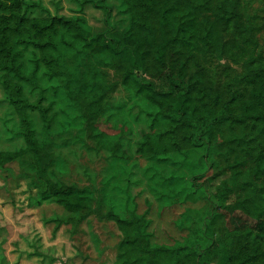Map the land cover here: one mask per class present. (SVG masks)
Here are the masks:
<instances>
[{"label": "trees", "instance_id": "16d2710c", "mask_svg": "<svg viewBox=\"0 0 264 264\" xmlns=\"http://www.w3.org/2000/svg\"><path fill=\"white\" fill-rule=\"evenodd\" d=\"M120 1L128 15L127 26L120 31L96 33L81 15L30 16L31 4L25 0H0V71L7 74L3 86L18 111L24 142L15 150H0V166L22 156L32 162L45 183L47 198L67 213L64 220L53 219V235L62 222L89 213L93 192L86 187L52 182L42 165L41 151L49 142L52 126L63 127L74 118L69 113L73 106L71 85L61 76L64 61L85 52L98 54L105 63L118 61L123 64L121 81L132 95L130 103L121 106L112 120L123 127L130 122L143 123L137 142L142 155L158 165L173 161L175 155L185 162V143L203 149L190 175L160 176L162 187L157 197L163 199V208L179 195L208 191L218 177L210 170L216 164L215 143L222 130L225 134L220 144L227 149L225 158L230 150L237 152L236 148L241 147L251 155L252 162L225 163L231 176L227 179L222 173L217 194H210L212 209L199 219L201 238H194V245L158 242L153 233L145 234L134 220L109 213L126 234L116 264H253L264 241L255 238L253 246L234 249L224 241L217 244L213 221L216 207L226 205L229 190L241 193L240 203L255 216L261 217L263 211L264 58L252 52L243 61L241 73L225 88L208 82L201 61L206 51L220 45L217 23H232L251 35L249 25L243 22L239 0ZM85 2L105 9L107 0ZM209 3L214 5V21L205 30L199 13ZM167 51L171 59L168 64L164 58ZM150 58L160 67L157 81L138 74L147 70ZM60 87L62 97L57 95ZM48 88L54 96L44 103ZM35 89L39 97L31 101L28 92ZM106 135L108 139L101 141L104 148L113 138ZM171 181L177 185L175 190L167 188L166 183ZM128 227H133L132 232Z\"/></svg>", "mask_w": 264, "mask_h": 264}, {"label": "rangeland", "instance_id": "374dc122", "mask_svg": "<svg viewBox=\"0 0 264 264\" xmlns=\"http://www.w3.org/2000/svg\"><path fill=\"white\" fill-rule=\"evenodd\" d=\"M25 1L31 4L30 16L81 15L96 33L120 31L128 24L120 0H107L105 9L85 0ZM239 3L251 35L232 23H217L220 45L206 51L201 59L208 82L218 88H225L229 80L241 73L243 61L252 52L264 58V0ZM214 12L211 3L200 10L199 21L205 30L214 21ZM164 58L166 64L171 61L169 51ZM61 70L63 80L71 85L73 106L69 113L74 118L63 127L52 126L49 142L41 151L42 165L52 182L86 187L93 192L94 199L89 213L62 222L53 235V219L64 220L67 213L47 198L45 183L32 162L22 156L0 166V264H116L126 234L108 216L111 212L130 222L134 220L145 234L153 233L158 242L194 245V238H201L199 219L212 209L210 199L217 194L218 180L231 176L225 163L236 161L242 165L247 160L250 164L251 155L237 147V152L232 149L225 158L227 149L220 144L225 134L222 130L215 143L216 164L210 170L218 177L209 185L210 193L199 190L179 195L163 208V199L157 197L162 187L160 176L190 175L203 149L185 143V162L175 155L173 161L153 165L137 144L143 123L130 122L127 128L120 123L114 125L112 120L118 116L119 108L131 101L132 94L121 81L123 64L114 60L105 63L98 54L85 52L67 58ZM159 72L160 67L150 58L147 70L138 74L157 81ZM5 78L7 74L0 71V150H15L24 142L18 111L9 102L3 86ZM62 90L60 87L59 97L63 96ZM45 93L48 97L44 103L54 96L51 88ZM28 95L31 101L39 97L36 89ZM104 132L113 137L106 148L101 145L102 140L108 139ZM166 185L170 190L177 186L173 181ZM237 193L228 191L226 205L216 207L213 221L216 243L224 241L231 249L253 246L255 238L264 241V207L261 217L255 216L244 209L241 193ZM133 227H128V231L132 232ZM259 247L253 264H264V245Z\"/></svg>", "mask_w": 264, "mask_h": 264}]
</instances>
